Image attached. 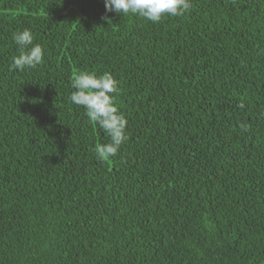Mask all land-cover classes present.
Returning <instances> with one entry per match:
<instances>
[{"label": "trees", "instance_id": "1", "mask_svg": "<svg viewBox=\"0 0 264 264\" xmlns=\"http://www.w3.org/2000/svg\"><path fill=\"white\" fill-rule=\"evenodd\" d=\"M25 28L43 63L10 70ZM77 71L118 81L107 161ZM0 264H264V0H0Z\"/></svg>", "mask_w": 264, "mask_h": 264}, {"label": "clouds", "instance_id": "2", "mask_svg": "<svg viewBox=\"0 0 264 264\" xmlns=\"http://www.w3.org/2000/svg\"><path fill=\"white\" fill-rule=\"evenodd\" d=\"M104 8L106 13L132 14L159 23L165 16H183L192 8V0H104ZM12 39L18 55L12 57L10 70L35 69L43 63L44 49L41 44L34 43L29 29L15 31ZM71 88L70 101L84 108L88 119L103 129L109 138L107 143L95 146L97 157L102 161L115 157L128 139V121L115 103L118 81L107 71L101 75L77 71L72 76Z\"/></svg>", "mask_w": 264, "mask_h": 264}]
</instances>
